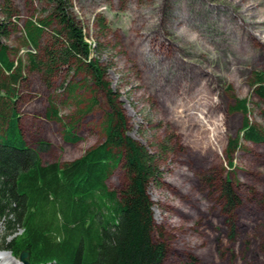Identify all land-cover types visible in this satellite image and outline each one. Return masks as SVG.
<instances>
[{
  "label": "rangeland",
  "instance_id": "1",
  "mask_svg": "<svg viewBox=\"0 0 264 264\" xmlns=\"http://www.w3.org/2000/svg\"><path fill=\"white\" fill-rule=\"evenodd\" d=\"M9 1L17 23L2 41L11 48V59L23 65L15 101L23 138L44 163L72 161L103 140L108 95L85 83L83 73L62 67L45 75L33 69L28 52L43 54L56 25L38 50L24 45L22 28L27 19L45 17L49 3ZM68 1L94 47L92 55L106 68L105 81L125 115L126 133L159 155L160 179L146 191L156 234L166 239L163 264H264V141L240 139V148L228 158L225 154L243 119L231 110L235 97L248 100L249 121L264 130L252 81L254 71H264V22H252L264 21V0ZM4 7L0 0V18ZM182 27L196 35V48L186 36H176ZM144 47L153 51L156 65L146 61ZM67 81L81 86L77 98L64 89ZM51 104L60 120L48 117ZM71 124L77 141L65 138ZM227 179L239 198L232 231L221 192ZM106 183L120 191L126 183L122 167ZM4 232L0 222V237ZM13 260L19 262L0 250V264Z\"/></svg>",
  "mask_w": 264,
  "mask_h": 264
},
{
  "label": "trees",
  "instance_id": "2",
  "mask_svg": "<svg viewBox=\"0 0 264 264\" xmlns=\"http://www.w3.org/2000/svg\"><path fill=\"white\" fill-rule=\"evenodd\" d=\"M47 1L46 16L27 19L22 28L24 45L38 50L42 37L56 25L50 30L51 43L43 54L28 52L33 69L45 75L56 74L62 67L73 74L83 73L85 83L91 82L108 95L110 109L99 144L72 161H41L38 150L26 144L19 127L15 101L23 65L21 60L11 59V48L2 41L17 23L10 1L4 0L0 18V222L5 232L0 237V250L9 251L15 258L27 252L29 264H163L166 239L163 233L156 234L146 191L151 181L160 179L159 155L126 133L125 115L105 81L106 68L92 55L94 47L72 16L69 1ZM252 22L264 21L255 18ZM180 34L195 46L196 35L188 34L184 27L177 30L176 36ZM141 52L149 64L156 65L153 51L144 47ZM252 81L264 111V71H254ZM80 87L78 82L67 81L64 89L70 98H77L75 91ZM231 110L240 112L243 119L239 135L227 141V158L240 148V139L264 141V130L248 119L246 98L235 97ZM47 115L60 120L53 104ZM72 129L73 124L66 129L65 138L77 141ZM228 164L231 166L232 161ZM118 166L126 175L120 191L106 183ZM221 192L226 223L232 231L235 224L231 214L239 198L228 179Z\"/></svg>",
  "mask_w": 264,
  "mask_h": 264
},
{
  "label": "water",
  "instance_id": "3",
  "mask_svg": "<svg viewBox=\"0 0 264 264\" xmlns=\"http://www.w3.org/2000/svg\"><path fill=\"white\" fill-rule=\"evenodd\" d=\"M28 257V253L27 252H21L20 256H19V260L23 263V264H28L27 258Z\"/></svg>",
  "mask_w": 264,
  "mask_h": 264
},
{
  "label": "bare ground",
  "instance_id": "4",
  "mask_svg": "<svg viewBox=\"0 0 264 264\" xmlns=\"http://www.w3.org/2000/svg\"><path fill=\"white\" fill-rule=\"evenodd\" d=\"M8 258L6 257V256H4V255H2V260L3 261H6ZM12 264H22L20 261L18 262L17 260H13L12 261Z\"/></svg>",
  "mask_w": 264,
  "mask_h": 264
}]
</instances>
